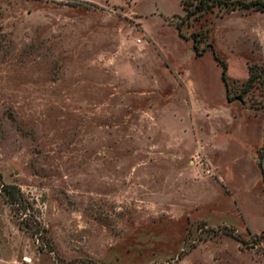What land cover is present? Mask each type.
I'll use <instances>...</instances> for the list:
<instances>
[{"label": "rangeland", "instance_id": "rangeland-1", "mask_svg": "<svg viewBox=\"0 0 264 264\" xmlns=\"http://www.w3.org/2000/svg\"><path fill=\"white\" fill-rule=\"evenodd\" d=\"M190 3L0 0V264H264V11Z\"/></svg>", "mask_w": 264, "mask_h": 264}, {"label": "trees", "instance_id": "trees-1", "mask_svg": "<svg viewBox=\"0 0 264 264\" xmlns=\"http://www.w3.org/2000/svg\"><path fill=\"white\" fill-rule=\"evenodd\" d=\"M192 3L191 5H194L192 9L187 10L186 15L187 18L190 15H198L202 14L204 12H207L209 10H212L214 6H219V5H231L233 8H247V9H255L258 11H264V0H249V1H242V0H232V1H226V0H191ZM182 23H179L176 25L178 33L181 35V28H182ZM193 50L194 54L196 56H201L207 49L202 48L199 49L196 43V39L193 40ZM211 47V45H208ZM215 59L217 60L218 63L222 65V79L226 83V77H225V72H226V66L225 63H223L221 60L218 59V57L215 56ZM249 74L250 77L247 80V87L244 89V92H248L249 88L253 86V84H259L261 87L264 89V68L262 67L261 69L258 68L257 65H250L249 68ZM235 98V97H234ZM242 96L237 97L240 101ZM243 103V101H242ZM264 109V106H263ZM2 193L4 195L5 200L9 205L11 206H16L21 199L23 198V195L15 185H2Z\"/></svg>", "mask_w": 264, "mask_h": 264}, {"label": "water", "instance_id": "water-1", "mask_svg": "<svg viewBox=\"0 0 264 264\" xmlns=\"http://www.w3.org/2000/svg\"><path fill=\"white\" fill-rule=\"evenodd\" d=\"M264 135V134H263ZM264 137V136H263Z\"/></svg>", "mask_w": 264, "mask_h": 264}]
</instances>
